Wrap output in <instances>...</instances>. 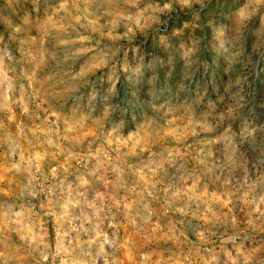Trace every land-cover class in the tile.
Here are the masks:
<instances>
[{
  "label": "rangeland",
  "instance_id": "1",
  "mask_svg": "<svg viewBox=\"0 0 264 264\" xmlns=\"http://www.w3.org/2000/svg\"><path fill=\"white\" fill-rule=\"evenodd\" d=\"M253 10L0 0V264H264Z\"/></svg>",
  "mask_w": 264,
  "mask_h": 264
},
{
  "label": "clouds",
  "instance_id": "2",
  "mask_svg": "<svg viewBox=\"0 0 264 264\" xmlns=\"http://www.w3.org/2000/svg\"><path fill=\"white\" fill-rule=\"evenodd\" d=\"M255 3L257 5L264 4V0H255ZM254 14V10L253 12H249L248 15L245 16L239 24L234 26L236 42L240 45L241 51L244 50V46L247 44L252 48V53H254L256 51V47L254 45L259 43V40L257 39L256 21L258 20L259 25L264 27V17H257L256 20H253ZM249 37H251L252 39L249 40ZM252 53H250V55ZM261 60L264 61V57H261ZM246 74L248 76L252 75L251 65H248ZM260 107L264 108V105H260ZM250 115L254 114L250 113Z\"/></svg>",
  "mask_w": 264,
  "mask_h": 264
}]
</instances>
